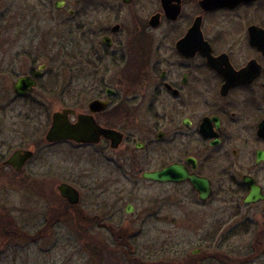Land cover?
<instances>
[{"label":"flooded vegetation","instance_id":"af4514ba","mask_svg":"<svg viewBox=\"0 0 264 264\" xmlns=\"http://www.w3.org/2000/svg\"><path fill=\"white\" fill-rule=\"evenodd\" d=\"M253 40L264 0H0V264L46 234L74 254L77 232L125 264H264ZM169 168L188 177H144Z\"/></svg>","mask_w":264,"mask_h":264},{"label":"rangeland","instance_id":"374dc122","mask_svg":"<svg viewBox=\"0 0 264 264\" xmlns=\"http://www.w3.org/2000/svg\"><path fill=\"white\" fill-rule=\"evenodd\" d=\"M241 55L242 58L247 56L246 53ZM127 188L130 187L127 186ZM157 188L156 186L155 192L158 190ZM139 191H141V195H148L154 191V188L149 184H141ZM10 194L13 195L12 198L20 199V192L13 191ZM134 199L135 197L130 199L131 202H136ZM153 236L154 234L142 233L127 234L125 237L129 241L137 242L140 246H143ZM180 236L179 241H186V234H180ZM71 238L73 244L75 243L74 254L68 249L69 239L67 234H46L38 242H29L25 247L19 246L17 249L9 250L10 255L8 257L16 258L20 264H125L118 261V247L112 244L115 240L110 234L77 232L71 234ZM180 251H182V248L176 250V252ZM110 254H112V257ZM173 257L175 256L173 255Z\"/></svg>","mask_w":264,"mask_h":264},{"label":"water","instance_id":"95a60500","mask_svg":"<svg viewBox=\"0 0 264 264\" xmlns=\"http://www.w3.org/2000/svg\"><path fill=\"white\" fill-rule=\"evenodd\" d=\"M254 46H257L260 50H264V40H253L251 42ZM253 68V67H252ZM56 130H57V126L54 127L50 133V137H54V135L56 134ZM81 134L77 132L76 135L72 136L73 139L77 140L78 142L80 141H86L87 139L83 136H80ZM56 138V137H55ZM84 138V139H83ZM172 171H175L177 172L178 174V177H173L172 176ZM144 177L146 179H149V180H153V181H159V182H170V181H180L184 178H187L188 175L187 173L182 170V169H179V168H169V169H165V170H162V171H158V172H153V173H145L144 174ZM192 181L195 185H198V184H202L204 185L206 188H208V184L207 182L201 180V179H197V178H192ZM209 192V191H208Z\"/></svg>","mask_w":264,"mask_h":264}]
</instances>
